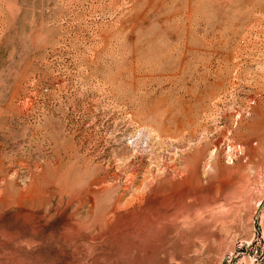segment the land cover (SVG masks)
Here are the masks:
<instances>
[{
	"label": "rangeland",
	"instance_id": "rangeland-1",
	"mask_svg": "<svg viewBox=\"0 0 264 264\" xmlns=\"http://www.w3.org/2000/svg\"><path fill=\"white\" fill-rule=\"evenodd\" d=\"M218 89L217 112L231 113L212 123L228 130L220 163L246 176L247 218L207 241L180 231L193 198L149 204L150 221L170 225L146 251L134 226L104 227L138 211L124 205L171 161L173 97ZM129 158L137 169L119 174ZM5 175L13 189L35 177L39 196L1 194ZM1 195L0 264H137L140 252L142 264H264V0H0Z\"/></svg>",
	"mask_w": 264,
	"mask_h": 264
},
{
	"label": "bare ground",
	"instance_id": "bare-ground-1",
	"mask_svg": "<svg viewBox=\"0 0 264 264\" xmlns=\"http://www.w3.org/2000/svg\"><path fill=\"white\" fill-rule=\"evenodd\" d=\"M218 86V88H220L222 85L219 84ZM220 94L221 91L218 89L217 92L212 91V93L209 94L191 96V99L193 98L192 100H187L185 95L182 96L183 94L177 96L173 95V103L170 106L171 110H174L173 113L175 114H177L178 110L183 115H179L180 117L175 116L173 120L171 119V121H174V129L169 130L167 134L164 133V140L170 142V145L174 148L171 161L168 162L167 159H165L162 165L156 164L155 169L150 170V177H147L143 182V187H138L136 189L137 193H132L133 195L128 199L126 204H122L124 207H127L135 201L139 204L138 211H130V209L126 208L124 212L116 214L114 221H109V219L104 221V227L122 229L127 226H134L132 228L135 229V232L142 236V249L146 251L151 247L153 248L158 237L170 225L156 224L153 221H150L153 217H151L146 211L143 212V207L149 204H158L168 209V207L177 206L178 204H181V202L185 203L186 199L189 197L193 198L192 203L199 206L200 210L197 213L185 210L187 215L191 218L180 225V231L183 235L189 233L196 236V238H203V240L207 241L210 239L213 240L218 234V224L222 226V230H225L227 227H229L230 230L231 227H236L238 220L241 221L244 218H247L252 200L251 190L249 189L246 176L242 173L238 174L236 167H233L232 165L231 167L229 165V167H224V165L220 163V155L225 149L222 148V144L225 142V139L228 138V130H218V127L212 123L214 121L216 122L219 116L226 119L229 114H231L227 111L223 114L217 112L218 109L216 108L215 103ZM219 101L217 100V102ZM195 107L197 109L194 112ZM253 110L256 113V117H263V107L261 108L260 105H256L253 107ZM180 113L178 112V114ZM169 125L173 126L172 124ZM242 126L243 125L241 124L240 127ZM213 130H217V133L216 136L211 138L209 137V134L212 133ZM158 138L161 139V135H158ZM232 138L234 139L232 141L237 140L234 136L231 137V139ZM226 143L228 142L226 141ZM234 143L226 145L231 148L235 145ZM209 153L211 156V162L207 168V172H205L207 177L204 181L201 169L204 160ZM132 155L134 156L133 152ZM228 159L229 162L232 157L231 159L228 157ZM116 169L120 174L122 172H127L129 169L136 170L137 168H135V161L132 158H129L119 161L116 164ZM133 175L134 173L130 174V176L128 175L129 177L123 184V191L131 192V190H133ZM32 178L33 180L25 189H13V187L18 184L17 180L7 178V175L3 176L5 184L1 186V194L6 195L9 190H15L21 198L31 197V199H33L34 196H39L41 188L38 184V180H36L35 177ZM219 195H222L221 199L225 201V204L222 203L223 205L221 207L216 206L218 201H220ZM2 198L3 195L0 196V201ZM237 199L239 201H236ZM208 201H211V204H209ZM120 204L121 197L116 200L115 208H118ZM182 212L183 211H181V214ZM239 224L237 225L238 227ZM194 243L196 246L197 241H194ZM140 254L137 259L133 260V262L136 261L135 263L142 264L149 258L147 253H145V255ZM129 262H132V260Z\"/></svg>",
	"mask_w": 264,
	"mask_h": 264
}]
</instances>
